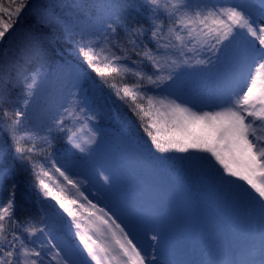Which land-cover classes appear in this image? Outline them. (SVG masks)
I'll return each instance as SVG.
<instances>
[{
	"label": "snow or ice",
	"instance_id": "snow-or-ice-1",
	"mask_svg": "<svg viewBox=\"0 0 264 264\" xmlns=\"http://www.w3.org/2000/svg\"><path fill=\"white\" fill-rule=\"evenodd\" d=\"M28 6L29 0H0V44L7 43L6 37ZM129 9L137 13L143 9L149 23L130 24ZM34 16V25L26 31L24 43L11 51L8 64L2 61L9 52L0 50V100L14 86V71L31 67L20 82L22 102L7 131L15 157L30 166L43 197L55 201L60 220L63 214L71 218L67 227L74 231L67 239L57 237L58 221L47 214L40 221L42 227L35 226L31 217L19 219L13 190L6 203L0 201V264H171L156 255L152 242L158 241L157 235L151 242L134 243L137 238H129L127 225L121 226L110 211L93 204L81 191L84 182L57 166L52 153L44 157L50 167L33 159L41 153L37 139L51 147L56 132L66 134L82 153L97 143L99 133L92 125L106 98L93 74L131 106L148 137V152L154 147L159 153H188L185 159L190 168L204 171L218 186L246 201L250 215L259 214L258 257L250 259L242 249L229 248L215 264H264V0H144L142 4L46 0ZM169 49L176 58H164L161 64L157 55ZM201 55L206 58H194ZM36 59L40 63L32 67ZM145 61L151 64L155 79L128 66ZM213 63L230 69L231 74L216 97L218 103L204 105L184 94L178 70ZM165 70L167 75L160 74ZM128 73L137 78L131 85L124 82ZM145 79L167 95H147L142 90ZM45 80L60 85V103L48 117L47 135L38 137L28 122ZM124 139L135 146V155H143L128 132ZM8 155L7 141L0 139V186L13 171L6 164ZM53 173L66 183L54 180ZM68 186L78 199L64 195Z\"/></svg>",
	"mask_w": 264,
	"mask_h": 264
},
{
	"label": "trees",
	"instance_id": "trees-1",
	"mask_svg": "<svg viewBox=\"0 0 264 264\" xmlns=\"http://www.w3.org/2000/svg\"><path fill=\"white\" fill-rule=\"evenodd\" d=\"M45 2L46 0H29V6L22 11L17 26L6 37L7 43L0 44V50L9 52V56L5 57L2 63L8 64L11 60V51H15L24 43L26 31L34 25V13L37 6ZM128 2L131 4H142L144 0H128ZM5 3H7V0H5ZM145 15L146 13L143 9L140 13L132 9L127 12L129 23L132 25L143 24L146 26L149 21L144 18ZM121 39L123 38L121 37ZM147 46L150 48L154 47L151 43H148ZM188 55L190 56L191 53H188ZM164 58L175 59L174 50L169 49L157 55V59L160 60L161 64L164 63ZM204 58H206L205 55L200 56V59ZM135 59L138 58L133 56V60ZM39 63L40 60L36 59L32 67L38 66ZM128 66L137 72H143L145 76L152 75L155 79L154 70L147 61L141 64L129 63ZM203 67L207 69L204 70ZM199 68L202 72L208 71L209 73L211 68L219 71L223 66L213 63L210 65H199ZM30 71L31 67L27 65L16 69L14 71V86L11 87L7 97L0 100V139L7 141L9 155L6 164L13 169L12 173L0 186V201L6 203L9 193L14 190L16 216L19 219L24 220L31 217L35 226L42 227L43 225L40 221L47 214L58 221L59 231L55 233L56 236H65L67 239L72 236L74 231V228L69 230L67 227L71 218L63 214L64 219L60 220L56 216L58 206L55 201L43 197L30 166L26 162H20L15 157L11 134L7 131V126L11 124L14 117V110L22 102L23 87L20 82ZM178 71L180 73V85L189 84L192 88H196L203 78H199V73L196 68L194 69L193 65H185ZM160 74L167 75V71L165 70ZM92 78L103 90L106 98L105 106L97 115L96 122L103 128L106 137L105 144H109L110 147L106 151L104 146H97L95 149L92 148L91 152L96 155L97 159H102V162H108L111 159V156L109 157L107 154L112 155L117 164L124 165L125 172L132 171L136 175L137 171L143 169L163 181L164 190L169 194V200L166 205L172 207L178 218L176 235L174 237L170 236L172 239L167 240V242L178 245L181 252H183L181 264H215L220 259L222 251L229 248L242 249L246 257H251L252 254L258 253L260 245L259 214L250 215L249 205L246 201L238 199L234 192L218 186L204 171L190 168L188 161L185 159L188 157V153L170 152L164 154L156 152L154 147L151 152H148L145 144L148 137L141 127V121L131 110V106L120 100L108 84L102 83L95 74H93ZM114 79L119 82L120 78L116 77ZM136 79L131 73H128L124 82L131 85L136 82ZM142 83L146 86L142 90H146L147 95H163L159 89L149 85L146 79ZM168 83L171 82L169 81ZM59 87L60 85L56 82H48L47 80L41 85L40 102L36 105V112L28 122L30 129L38 137L47 135L45 128L49 123L48 117L55 114L60 103L58 96ZM125 132H128L136 141V146L141 148L142 156L134 154L135 146L125 141ZM53 135L55 138L51 139V147L44 145L39 138L36 141L41 153L35 155L33 159L38 163H44L45 167H50V165L44 157L48 153H52L51 158L57 161L68 143L66 134L56 132ZM100 155L104 158L100 157ZM197 155L204 154L198 153ZM80 157L82 162L89 163V155L84 154ZM53 178L54 180H60L61 185L66 183L56 173H53ZM13 185H15L14 189ZM53 186L55 187V185ZM130 191H132V186ZM221 191L225 193L223 197H219ZM64 195L69 199H78L76 193L69 186L65 188ZM80 203L84 202L80 199ZM59 212L62 213L63 210L61 209ZM199 219L204 221V231H200V228L195 226ZM37 242L40 241L37 240ZM72 242L78 244V240L75 237H72ZM90 264H94V262H90Z\"/></svg>",
	"mask_w": 264,
	"mask_h": 264
},
{
	"label": "rangeland",
	"instance_id": "rangeland-1",
	"mask_svg": "<svg viewBox=\"0 0 264 264\" xmlns=\"http://www.w3.org/2000/svg\"><path fill=\"white\" fill-rule=\"evenodd\" d=\"M194 58L200 59V56ZM194 65V69L196 68L199 73V78H203L196 88H192L189 84H181L184 94L204 105L218 103L216 97L224 88L225 79L231 74L230 69L223 67L221 70L215 71L211 68L208 73V71L202 72L199 65ZM203 69L207 68L203 67ZM162 94L167 95V93ZM203 110L216 109L205 107ZM92 127L99 135L97 143L91 147L95 149L97 146H104L107 151L110 145L105 144L106 137L103 128L96 121ZM84 154L90 156L89 163L81 161L80 156ZM107 155L111 156V159L108 162H102V159H97L91 151L79 152L68 142L57 159V166L63 167L73 179L84 182L81 185L84 195L93 204L110 211L121 226L127 225L125 231L129 233V238H137L133 240L134 243L137 240L151 242V237L157 235L158 241L152 243L156 244L158 259L169 261L171 264H181L183 252L178 245L167 242L176 235L178 218L172 207L166 205L169 194L164 190L163 181L143 169L137 171L136 175L132 171L125 172L123 164H117L112 155ZM100 157L103 156L100 155ZM104 176L109 177L108 181L103 179ZM127 185L130 186L127 187ZM131 186L132 191H130ZM69 188L75 192L71 186ZM224 194L221 191L219 197H223ZM76 195L78 197V193ZM81 200L86 204L83 199ZM203 223L204 221L199 219L195 226H198L200 231H204ZM140 246L141 244L138 243L137 247ZM254 254L258 255V253Z\"/></svg>",
	"mask_w": 264,
	"mask_h": 264
}]
</instances>
